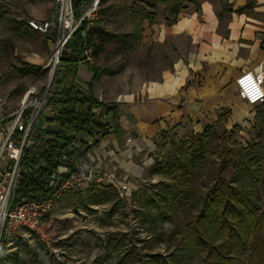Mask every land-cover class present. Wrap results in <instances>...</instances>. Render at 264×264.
<instances>
[{
	"label": "rangeland",
	"instance_id": "obj_1",
	"mask_svg": "<svg viewBox=\"0 0 264 264\" xmlns=\"http://www.w3.org/2000/svg\"><path fill=\"white\" fill-rule=\"evenodd\" d=\"M95 1L96 10L89 20L96 19L103 31L116 38L104 44L96 57L91 54L92 64L118 85L162 81L164 70L169 72L173 68L175 50L172 44L167 46L158 40L162 33L160 25H169L179 13L197 12L201 4L213 2L90 0L82 6L83 12ZM150 13H154L151 21L140 19ZM28 20L55 22L52 1L0 0V112L3 115L14 113L31 89L42 96L52 69L48 62L53 44L47 36L29 29ZM53 34L50 31L48 36ZM48 109L54 108L47 106L43 110L35 131L43 124ZM246 110L247 118L232 125L214 122L200 133L186 137L171 130L161 134L140 155L134 172L126 179L123 175L118 179L120 186H128L125 190L118 186L88 187L62 195L50 213L60 238L55 243L54 254L34 237L27 243L14 239L4 244L2 261L5 264H151L153 255H161L170 264H199L200 254L189 250L187 232L188 222L199 210L197 198L213 186L219 167L230 157L231 147L244 152L253 149L264 161V104ZM234 125L238 126L236 132L231 131ZM200 134L206 135L208 142L213 140L217 150L193 164L183 142L188 140L192 144ZM170 165L175 167L172 174L154 172L155 167ZM223 175L231 179L233 168L229 164ZM240 179L244 181L242 174ZM253 189L257 191L256 201L263 207L261 185ZM219 239L215 236L213 242L218 243Z\"/></svg>",
	"mask_w": 264,
	"mask_h": 264
},
{
	"label": "trees",
	"instance_id": "obj_2",
	"mask_svg": "<svg viewBox=\"0 0 264 264\" xmlns=\"http://www.w3.org/2000/svg\"><path fill=\"white\" fill-rule=\"evenodd\" d=\"M89 2L72 0L75 18L81 17L82 6ZM153 18L154 13L140 17L149 21ZM115 38L114 34L103 31L96 19H83L61 51L49 89L48 106L54 111L46 118V126L31 136L32 143L20 162L14 203L46 197L50 176L58 167L71 168L78 162L89 166L87 154L110 134L108 116L117 118L118 110L91 94V83L100 75V68L87 65L92 76L84 87L78 84L76 73L80 64L86 65V50L96 57L102 46ZM229 114L230 110L223 108L215 122L225 124ZM237 130V125L231 128L232 132ZM183 147L193 164L217 150L213 140L208 142L204 134L198 135L192 144L184 141ZM231 148L230 157L219 167L213 186L197 198L199 210L187 224L189 250L200 254L199 264H264V161L253 149L244 152ZM228 164L233 168L231 179L223 175ZM174 171L173 165L154 169L159 174ZM244 182L252 187H246ZM258 184L262 187L263 207L256 201L257 191L253 189ZM215 236L221 238L218 243L213 242ZM4 247L0 243V264H5ZM150 259L151 264H170L161 255Z\"/></svg>",
	"mask_w": 264,
	"mask_h": 264
},
{
	"label": "crops",
	"instance_id": "obj_3",
	"mask_svg": "<svg viewBox=\"0 0 264 264\" xmlns=\"http://www.w3.org/2000/svg\"><path fill=\"white\" fill-rule=\"evenodd\" d=\"M160 28L158 40L175 50L173 68L163 71L162 81L118 85L101 71L91 83V94L118 110L117 118L108 116L110 134L87 154L90 166L117 165V182L108 188L121 187V175L126 179L134 172L140 155L161 134L200 133L223 108L230 110L225 125L246 119L251 106L239 97L235 80L243 72H264V0H213ZM76 75L79 85L90 83L87 65L80 64Z\"/></svg>",
	"mask_w": 264,
	"mask_h": 264
},
{
	"label": "built area",
	"instance_id": "obj_4",
	"mask_svg": "<svg viewBox=\"0 0 264 264\" xmlns=\"http://www.w3.org/2000/svg\"><path fill=\"white\" fill-rule=\"evenodd\" d=\"M51 1L54 4L55 22L28 20L26 23L29 29L42 33L51 40L53 52L48 65H52L51 71H55L59 64L61 51L78 29L81 21L91 18L96 10L97 2L95 1L77 19L73 14L72 0ZM50 31L54 32L52 37L48 36ZM85 63L86 65L92 64L89 49L85 51ZM263 83L264 72L262 70L243 72L235 80L239 97L251 107L264 103ZM50 84L48 80L42 96L36 95L34 89L27 91L14 113L3 115L0 112V243L8 244L14 239L27 243L30 238L34 237L46 251L54 254L55 243L60 239L50 218L55 201L68 193L88 187L102 189L115 183L117 165L111 164L106 170L86 166L81 162L73 164L71 168L58 167L50 176V186L46 197L13 202L18 186L20 162L25 150L32 143L31 136L35 131L38 118L48 106ZM53 111L54 109H48L50 114ZM130 141L127 139L126 143ZM120 188L125 189L126 187L121 185Z\"/></svg>",
	"mask_w": 264,
	"mask_h": 264
},
{
	"label": "water",
	"instance_id": "obj_5",
	"mask_svg": "<svg viewBox=\"0 0 264 264\" xmlns=\"http://www.w3.org/2000/svg\"><path fill=\"white\" fill-rule=\"evenodd\" d=\"M53 74H54V71L52 70L51 73H50V76H49V82H51Z\"/></svg>",
	"mask_w": 264,
	"mask_h": 264
},
{
	"label": "bare ground",
	"instance_id": "obj_6",
	"mask_svg": "<svg viewBox=\"0 0 264 264\" xmlns=\"http://www.w3.org/2000/svg\"><path fill=\"white\" fill-rule=\"evenodd\" d=\"M23 100V99H22Z\"/></svg>",
	"mask_w": 264,
	"mask_h": 264
}]
</instances>
